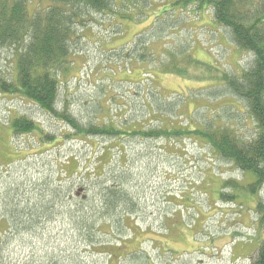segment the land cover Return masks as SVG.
<instances>
[{"label":"rangeland","instance_id":"rangeland-1","mask_svg":"<svg viewBox=\"0 0 264 264\" xmlns=\"http://www.w3.org/2000/svg\"><path fill=\"white\" fill-rule=\"evenodd\" d=\"M121 1L117 15L92 12L77 27L57 111L84 126H227L250 140L256 123L248 105L220 78L240 76L253 57L212 11L182 0ZM49 4L29 0V9ZM12 54L1 53L6 76ZM20 117L36 129L15 134L11 123ZM171 138L83 137L35 102L0 92V264H253L264 241L256 210L264 184L251 194V173L201 140ZM111 186L132 205L89 216ZM120 214L132 215L130 229ZM91 228L94 246L85 235Z\"/></svg>","mask_w":264,"mask_h":264},{"label":"trees","instance_id":"trees-1","mask_svg":"<svg viewBox=\"0 0 264 264\" xmlns=\"http://www.w3.org/2000/svg\"><path fill=\"white\" fill-rule=\"evenodd\" d=\"M197 1L182 0L181 3L188 6V3L196 2L199 10L210 9L214 21L231 33L235 45L253 57L251 65L240 76L226 74L220 78L248 105L249 114L256 123V133L250 140L241 139L237 131L227 126L194 129L160 127L149 130L136 128L133 131L113 123L84 126L67 110L57 111V96L60 85L64 83L62 78L67 76L70 69L69 57L73 52L71 46L76 38L77 27L84 26L91 19L89 17L92 12L117 15L115 8L120 7V4H116L117 0H49L48 6L33 12L29 9V0H0V63L4 49L10 48L13 51V70L9 76L0 68V92L20 95L35 102L44 110L54 113L59 120L67 122L74 134L83 137L123 139L125 135L201 140L219 157L232 163L234 168L251 173L254 181L246 187L251 194H256L264 184V0ZM120 17L133 18L122 13ZM11 128L15 134L22 135L33 132L36 126L32 120L20 117L12 121ZM235 181L229 180L225 184L239 187ZM122 193L115 186L109 187L104 195V206L93 212V215H88H114L115 207L120 202L126 203L127 207L131 206L133 201L122 196ZM220 195L225 196L223 191H220ZM228 197L234 200L236 195ZM256 210L260 215L259 222L263 224L264 203L258 202ZM120 217L123 218L122 226L129 228L126 223L132 220V215L120 214ZM77 223L85 229L81 218ZM90 226L93 228L94 224ZM92 228L85 230V235L86 240L94 246L98 243ZM104 233L111 235L110 232ZM108 254L112 257V254ZM253 264H264V241L258 247Z\"/></svg>","mask_w":264,"mask_h":264},{"label":"bare ground","instance_id":"bare-ground-1","mask_svg":"<svg viewBox=\"0 0 264 264\" xmlns=\"http://www.w3.org/2000/svg\"><path fill=\"white\" fill-rule=\"evenodd\" d=\"M174 55V54H173ZM58 179V178H57ZM225 181V180H224ZM240 184V183H239ZM213 186V185H212ZM197 189V188H196ZM7 190V189H6ZM236 195V194H235Z\"/></svg>","mask_w":264,"mask_h":264}]
</instances>
